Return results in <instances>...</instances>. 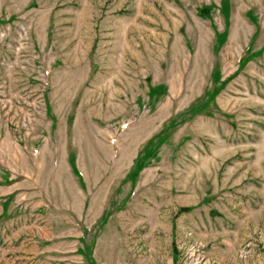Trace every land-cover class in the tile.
Instances as JSON below:
<instances>
[{"label":"rangeland","instance_id":"obj_1","mask_svg":"<svg viewBox=\"0 0 264 264\" xmlns=\"http://www.w3.org/2000/svg\"><path fill=\"white\" fill-rule=\"evenodd\" d=\"M0 264H264V0H0Z\"/></svg>","mask_w":264,"mask_h":264}]
</instances>
